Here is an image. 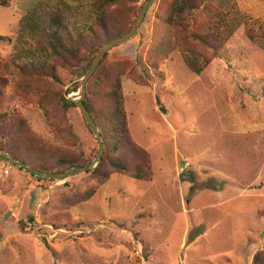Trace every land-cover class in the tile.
Instances as JSON below:
<instances>
[{
    "label": "rangeland",
    "instance_id": "obj_1",
    "mask_svg": "<svg viewBox=\"0 0 264 264\" xmlns=\"http://www.w3.org/2000/svg\"><path fill=\"white\" fill-rule=\"evenodd\" d=\"M30 1L0 0V38L8 40L0 41V115L11 128L1 142L16 145L22 132L33 151L88 156L97 145L77 106L62 114L21 86L28 79L34 90L41 87L20 67L47 55L44 38L25 28ZM157 1L134 36L104 60L131 62L145 81L121 77L129 130L148 152L151 182H99L85 173L39 180L0 161V264H251L264 252V49L246 35L264 30V0H209L243 22L200 75L186 67L172 32L158 21ZM38 3L32 15L60 12L69 25L92 26L85 3ZM141 4L106 12L131 27ZM59 75L63 92L77 82L66 71ZM65 126L75 143L58 133ZM89 188L96 195L75 204Z\"/></svg>",
    "mask_w": 264,
    "mask_h": 264
},
{
    "label": "trees",
    "instance_id": "obj_2",
    "mask_svg": "<svg viewBox=\"0 0 264 264\" xmlns=\"http://www.w3.org/2000/svg\"><path fill=\"white\" fill-rule=\"evenodd\" d=\"M146 1L67 0L73 5L82 3L87 5L92 26L88 31H83L74 24L69 25L66 17L60 12L32 15L31 12L38 6L39 0H31L26 9L28 20L25 28L44 38L47 55L45 61L39 60L23 65L20 71L24 72L22 76H34L38 81H43L41 83L43 96H41V87L34 90L33 82L28 79L24 80L21 86L31 89L34 95L39 96L40 102L57 105L62 114L68 109L76 108L66 97L77 92L78 80L87 72L100 48L130 29L125 19L123 22L115 21V17L106 12L109 6L119 3L137 6L138 3L141 2L143 5ZM202 4H204L203 10L194 13ZM157 5L158 21L165 24L172 32L175 45L181 50L184 64L195 75H200L212 59L222 52L227 40L243 22L239 14L232 18L228 17V12L224 11L225 8L221 4L211 7L209 0H158ZM208 11L211 12V16L207 15ZM95 29L98 31L96 32ZM246 35L251 42L264 49V30L257 33L247 30ZM0 41L8 40L0 38ZM105 57L88 79L85 96L82 99L84 107L100 132L104 147L100 164L85 174H89L99 182L114 176H122L135 182L149 183L152 180L150 157L145 149L134 142L130 133L121 77L126 76L137 85H145V81L137 74L131 62L121 60L106 66ZM2 71H5L4 66ZM59 71H66L69 81H77L64 92L57 87V85H65ZM47 79H52L54 82ZM48 82L54 83L52 85L57 90H52L53 86L49 85L51 91L46 92L45 86ZM261 95L264 99V87L261 89ZM84 124L89 130L87 124ZM10 132L8 116L0 115V149L29 167L47 174L63 173L69 169L84 167L95 158L97 153L96 147L88 156L80 150L73 155L48 147L46 149L40 147L33 151L30 146L34 143L30 139H25L26 136L22 132L21 136L15 138L19 141L16 145L2 144L1 140H5ZM58 133L63 139H73L74 143L77 141L69 126L58 130ZM17 169L22 171L20 168ZM96 193L95 188H89L83 194L76 196L74 203L84 204ZM251 264H264V252H256Z\"/></svg>",
    "mask_w": 264,
    "mask_h": 264
},
{
    "label": "water",
    "instance_id": "obj_3",
    "mask_svg": "<svg viewBox=\"0 0 264 264\" xmlns=\"http://www.w3.org/2000/svg\"><path fill=\"white\" fill-rule=\"evenodd\" d=\"M156 1L157 0H147L143 4V6L140 8L138 17L136 18V20L134 21V23L130 27V29L125 34H123L122 36L109 41L108 43L104 44L100 48L99 52L97 53L96 57L94 58L89 69L81 78L76 96L74 98L67 97L68 102L77 106V108L79 109V111L81 113V116H82L84 122L87 124L89 130L91 131V133L94 136V139H95V142L97 145V153H96L95 158L84 167L73 168V169L67 170L66 172L56 173V174H47V173L39 172V171L29 167L28 165H26L22 161L13 158L12 156L7 154L2 149H0V161L4 162L6 164H9L11 166L20 168L25 173L32 175L33 177H35L39 180H53V181L54 180L70 179L73 176L91 171V170L95 169L100 164L101 158H102L103 152H104L102 137L100 135L98 128L94 124L91 116L89 115V113L87 112L86 108L84 107V105L82 103V99L85 96L86 83H87L88 79L90 78V76L93 74V72L96 70L99 63L104 59L105 55L112 48L127 42L131 37L134 36V34L138 30L145 14H146V11Z\"/></svg>",
    "mask_w": 264,
    "mask_h": 264
}]
</instances>
